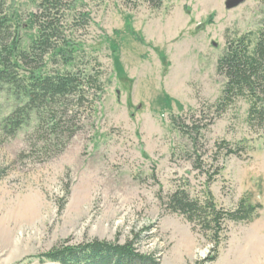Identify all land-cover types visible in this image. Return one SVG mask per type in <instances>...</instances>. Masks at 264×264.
Segmentation results:
<instances>
[{
	"label": "rangeland",
	"instance_id": "obj_1",
	"mask_svg": "<svg viewBox=\"0 0 264 264\" xmlns=\"http://www.w3.org/2000/svg\"><path fill=\"white\" fill-rule=\"evenodd\" d=\"M0 1L27 50L39 0ZM157 1L67 0L59 10L60 33L78 51L46 70L79 68L102 85L68 98L61 128L52 132L32 110L12 132L6 119L20 101L0 89V264H58L38 255L137 232V249L157 252L159 264H264V133L248 95L218 103L226 78L216 72L227 38L251 32L254 43L264 0L232 9L226 0ZM176 190L211 196L217 209L240 199L262 207L224 223L210 263V234L164 205Z\"/></svg>",
	"mask_w": 264,
	"mask_h": 264
},
{
	"label": "trees",
	"instance_id": "obj_2",
	"mask_svg": "<svg viewBox=\"0 0 264 264\" xmlns=\"http://www.w3.org/2000/svg\"><path fill=\"white\" fill-rule=\"evenodd\" d=\"M66 1L39 0L40 13L30 15V24L36 27L38 34L27 50L19 48L17 29L20 21L15 14L7 16L0 1V89L7 85L20 101L6 119L12 132L22 125L32 110L43 114L53 132L63 126L68 98L82 101L87 97V86L94 87V95L102 92L97 74H87L79 68L74 71L46 70L49 63L72 64L78 51L59 30L58 13ZM81 16L87 20L86 13ZM252 36L248 32L235 39H226L225 52L216 64V72L226 78L218 103L228 104L232 96L248 95L252 101L249 118L264 133V104L258 103V94L264 93V18L254 43ZM175 122L172 118V123ZM72 135L73 132L70 137ZM164 205L170 212L183 215L188 222L198 224L210 234L212 256L205 260L210 263L216 259L224 223L248 221L257 216L262 207L240 199L231 209H217L211 196L200 202L191 199L183 190L169 194ZM140 238L137 232L124 243L93 239L72 245L64 241L39 254L38 258L58 264H159L157 252L137 249L135 245Z\"/></svg>",
	"mask_w": 264,
	"mask_h": 264
},
{
	"label": "water",
	"instance_id": "obj_3",
	"mask_svg": "<svg viewBox=\"0 0 264 264\" xmlns=\"http://www.w3.org/2000/svg\"><path fill=\"white\" fill-rule=\"evenodd\" d=\"M245 0H226L224 6L226 9H232L243 3Z\"/></svg>",
	"mask_w": 264,
	"mask_h": 264
}]
</instances>
